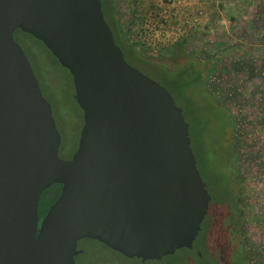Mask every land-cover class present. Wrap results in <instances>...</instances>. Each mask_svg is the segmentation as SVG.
Masks as SVG:
<instances>
[{"label": "water", "instance_id": "water-1", "mask_svg": "<svg viewBox=\"0 0 264 264\" xmlns=\"http://www.w3.org/2000/svg\"><path fill=\"white\" fill-rule=\"evenodd\" d=\"M17 29L72 76L83 124L68 158ZM210 200L182 108L124 59L101 0H0V264H75L84 238L161 259L192 247Z\"/></svg>", "mask_w": 264, "mask_h": 264}, {"label": "rangeland", "instance_id": "rangeland-1", "mask_svg": "<svg viewBox=\"0 0 264 264\" xmlns=\"http://www.w3.org/2000/svg\"><path fill=\"white\" fill-rule=\"evenodd\" d=\"M263 4L264 0H116V17L128 39L153 61L170 70L180 65L185 68L191 56L168 55L167 49L186 39V49L193 52L196 69L205 70L201 73L203 81L197 78L200 70L185 77L182 81L196 79L197 83L179 94L170 89L173 73L154 71L138 59L125 56L131 66L169 88L182 108L190 126L197 169L211 200L192 249L180 248L161 259L142 263L84 238L77 246L87 252L75 255V264L260 263V254L264 253V114L258 109L264 104V83L244 71H232L230 66L253 61L264 71ZM13 36L31 64L42 95L51 104L61 138L59 156L68 158L76 149L83 124L72 76L42 42L17 31ZM254 43L260 47L255 48ZM212 63L218 70L209 73L206 70ZM184 96H189L191 103L184 101ZM203 105L209 111L201 109ZM229 112L236 118L235 126L230 124ZM229 191L237 208H226L221 203V195ZM38 215L40 221V204ZM239 247L246 255L237 253ZM207 249L213 255L211 263L205 262ZM195 250L201 252V257Z\"/></svg>", "mask_w": 264, "mask_h": 264}, {"label": "trees", "instance_id": "trees-1", "mask_svg": "<svg viewBox=\"0 0 264 264\" xmlns=\"http://www.w3.org/2000/svg\"><path fill=\"white\" fill-rule=\"evenodd\" d=\"M101 5H102V12H103L104 18H105L106 22L108 23V25L111 26L112 28H116L118 39L121 42H123L126 46H128V48L130 50H132L133 53L140 58V62L143 65L145 64L146 66L150 67L152 70H154V71L157 70V71L162 72L164 74H170L171 75L173 73L174 80H172L170 83V86H171L170 89L177 91V93H179V94H182V93L184 94L187 89L192 88V87L194 88L195 84L197 83L196 79H189L188 81H182L185 77H190L192 73L200 70V69H196L197 63L195 61L193 52H188L186 49V45L188 43V40H186V39L178 40L175 43H173L169 49H167L168 55L189 54L191 56V58L189 57L190 60L188 63H186L187 65H185V68H180V67H182L180 65V66L175 67L173 70H170L164 64L157 63V62L153 61L147 53H143V51H141L142 49L137 47L135 41H130L128 39L127 33L125 32V30H123V27H122L120 20L116 17V13L119 10L118 5H116V0H101ZM263 8H264V6H263ZM16 31L18 33H21L24 35H30L28 33L22 32L19 29H17ZM203 58L204 57H202V62L205 60V58L204 59ZM55 60L57 61L56 58H55ZM214 64L212 63L206 71L210 73V72H214V71L218 70L217 65L216 64L214 65ZM230 69L232 71H244V72L248 73L251 78H258L261 82L264 83V71H262V69H258L255 66V62H253V61L234 62L230 66ZM204 71L205 70H202V71L200 70V73H198L197 78L199 81H201V80L203 81V79H202L203 75L201 73L202 72L204 73ZM231 87H232V85H231ZM251 94H252V96H254L255 92H251ZM188 98H189V96H184V101L187 100V103H188V101L191 103V101ZM217 105H218V103H217ZM218 106L229 111L225 105L219 104ZM260 107H261V109H258V110L264 114V104H262V106H260ZM201 109L208 110V107L203 105V107ZM227 117L231 121V123H230L231 126H235L236 118L233 115H231L230 112L228 113ZM189 129H190V126H189ZM60 188H61L60 184H53L48 189H46L47 198L51 197L50 198L51 200L47 204V209L53 203V201L57 198V196L59 195ZM230 192L231 191L226 193V195H223V196L221 195V197H220L221 203L224 204L223 206L226 205L225 206L226 208H229V207L232 209L237 208L238 203L232 198V196L230 195ZM214 200L217 201V198H215ZM102 245L105 246L104 244H102ZM105 247L108 248L107 246H105ZM108 249H110V248H108ZM236 250L238 251L237 253H242V249L240 247ZM85 252H87V251L84 250L82 254H84ZM204 253H206L204 255L207 256L208 254L211 253V251L206 250ZM196 255L199 257L197 252H196ZM200 255H202V254H200ZM231 264H234V262L232 261Z\"/></svg>", "mask_w": 264, "mask_h": 264}, {"label": "flooded vegetation", "instance_id": "flooded-vegetation-1", "mask_svg": "<svg viewBox=\"0 0 264 264\" xmlns=\"http://www.w3.org/2000/svg\"><path fill=\"white\" fill-rule=\"evenodd\" d=\"M110 27V29H111V31H112V33H113V38H114V41H115V43L119 46V48L121 49V51H122V53H123V56H124V59H125V56H128V57H131V58H136V59H138L139 61H140V58L138 57V56H136L134 53H133V51L132 50H130L129 48H128V46H126L123 42H121L119 39H118V37H117V31H116V28H112L111 26H109ZM48 189V188H47ZM43 191H44V193H43ZM42 191V193H41V196H40V200H39V204L41 205V207H42V212H43V215L45 214V212H46V210H47V204L49 203V201L51 200L49 197V199L47 198V191H46V189L45 190H43ZM39 204H38V206H39ZM43 217V216H42ZM88 239V238H87ZM79 242V241H78ZM106 246V245H105ZM77 248L78 249H80V250H82V252H80V253H78V254H81V253H83V249H81L80 247H78L77 246ZM109 248V247H108ZM190 249H192V247L190 248ZM112 250V249H111ZM208 250V249H207ZM114 251V250H113ZM117 252V251H116ZM195 252H197L198 253V255H199V257H201V255L199 254V252L197 251V250H195ZM77 254V255H78ZM240 254H242V253H240ZM243 254H245V253H243ZM242 254V255H243ZM246 255V254H245ZM89 256H91L90 254H89ZM230 256V255H229ZM258 255H256V257H257ZM213 257V255L212 254H208L207 256H205L204 255V258H205V262H207V263H211L210 261H211V258ZM246 257V256H245ZM260 257H261V261H260V263L259 264H264V262L262 261V259L264 258V253H262V254H260ZM139 259V258H138ZM257 259V258H256ZM140 260V259H139ZM141 261V260H140ZM244 261H245V259H244ZM244 261H243V263H244ZM142 262V261H141ZM146 261H144V262H142V263H145ZM231 262L232 261H230V263L229 264H231ZM91 264H95L94 263V261L91 263ZM244 264H246V263H244Z\"/></svg>", "mask_w": 264, "mask_h": 264}, {"label": "crops", "instance_id": "crops-1", "mask_svg": "<svg viewBox=\"0 0 264 264\" xmlns=\"http://www.w3.org/2000/svg\"><path fill=\"white\" fill-rule=\"evenodd\" d=\"M263 6H264V4H263ZM263 10H264V8H263ZM252 21H254V20L252 19L250 22H252ZM260 41H261V40H260ZM262 42H263V41H262ZM246 47L249 48V47H250V44H249L248 46L246 45ZM254 47H255V48H258V47H260V46H258L257 43H254Z\"/></svg>", "mask_w": 264, "mask_h": 264}]
</instances>
